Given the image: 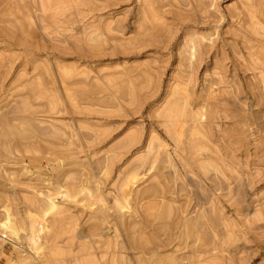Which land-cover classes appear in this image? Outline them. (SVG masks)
Instances as JSON below:
<instances>
[{
	"label": "rangeland",
	"instance_id": "obj_1",
	"mask_svg": "<svg viewBox=\"0 0 264 264\" xmlns=\"http://www.w3.org/2000/svg\"><path fill=\"white\" fill-rule=\"evenodd\" d=\"M159 263L264 264V0H0V264Z\"/></svg>",
	"mask_w": 264,
	"mask_h": 264
},
{
	"label": "bare ground",
	"instance_id": "obj_2",
	"mask_svg": "<svg viewBox=\"0 0 264 264\" xmlns=\"http://www.w3.org/2000/svg\"><path fill=\"white\" fill-rule=\"evenodd\" d=\"M168 258V257H167ZM166 259V258H165ZM168 259H171L170 257L168 258ZM168 259H166V260H168ZM169 261V260H168ZM160 264V263H159Z\"/></svg>",
	"mask_w": 264,
	"mask_h": 264
}]
</instances>
